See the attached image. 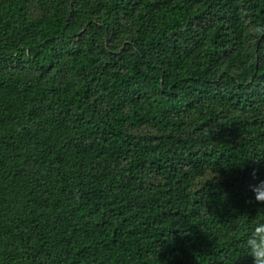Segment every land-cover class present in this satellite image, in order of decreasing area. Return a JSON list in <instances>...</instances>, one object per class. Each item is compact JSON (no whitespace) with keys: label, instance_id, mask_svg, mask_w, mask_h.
Instances as JSON below:
<instances>
[{"label":"trees","instance_id":"trees-1","mask_svg":"<svg viewBox=\"0 0 264 264\" xmlns=\"http://www.w3.org/2000/svg\"><path fill=\"white\" fill-rule=\"evenodd\" d=\"M261 180L264 0H0V264H253Z\"/></svg>","mask_w":264,"mask_h":264},{"label":"clouds","instance_id":"clouds-1","mask_svg":"<svg viewBox=\"0 0 264 264\" xmlns=\"http://www.w3.org/2000/svg\"><path fill=\"white\" fill-rule=\"evenodd\" d=\"M255 178V171L252 173ZM255 201L264 204V180L250 186ZM249 256L252 257L253 264H264V224L258 225L244 242Z\"/></svg>","mask_w":264,"mask_h":264}]
</instances>
